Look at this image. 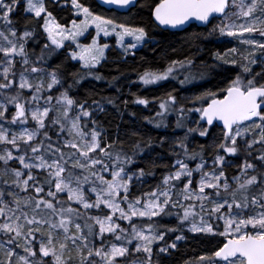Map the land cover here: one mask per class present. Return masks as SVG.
<instances>
[{"label":"snow or ice","instance_id":"6c2138e0","mask_svg":"<svg viewBox=\"0 0 264 264\" xmlns=\"http://www.w3.org/2000/svg\"><path fill=\"white\" fill-rule=\"evenodd\" d=\"M49 2L54 7L70 2L82 20L73 19L67 28L57 22L46 0H23L22 10L39 21L50 41L37 52L28 47L29 41L41 43L36 27L26 24L18 35L13 26L12 14L22 0H0V264H161L186 239L185 231L224 238L214 251L198 257L199 264H264V0H98L113 13L146 8L164 31L186 30L198 22L204 39L230 37L247 46L240 60L230 58L238 52L235 47L213 54L219 64L211 67L238 68L225 86L205 88L189 98L192 106L187 108L169 92L155 117L145 118L153 127L167 129L166 117L175 112L172 131L183 130L182 137H162L157 143L132 130L127 135L136 139L130 151L120 133L109 141L95 118L82 124V118L105 111L104 103L86 107V100L78 102L69 91L89 77L105 79L96 71L109 47L99 43L101 33L117 38L125 59L135 55L134 49L149 44L155 49L157 44L144 26L117 23L80 0ZM93 26L91 44H80L77 38ZM126 38L131 42L126 44ZM66 40L79 48L70 58L83 71L73 72L65 88L61 66L49 61ZM193 63L191 56L173 59L163 70L139 73L138 82L157 85L176 79L174 73L184 68L189 71L182 84L197 75L204 80L207 74L193 72ZM117 79L109 83L119 94ZM56 86L57 91L64 88L58 96L52 93ZM133 95V104L148 107L147 98ZM104 99L120 107L116 99ZM29 120L34 127L27 126ZM193 135L205 138L198 149L189 147ZM166 141V151L176 157L172 170L149 190L145 185L155 177V168L168 167L157 162L162 157L154 151ZM206 147L212 151L208 168ZM230 158L240 163L234 165ZM191 160H198L194 168L186 162ZM12 161L20 167H9ZM138 162L147 167L133 169ZM231 167L238 170L229 177ZM172 216L175 226L165 223ZM169 233H176L170 241L165 239Z\"/></svg>","mask_w":264,"mask_h":264},{"label":"trees","instance_id":"16d2710c","mask_svg":"<svg viewBox=\"0 0 264 264\" xmlns=\"http://www.w3.org/2000/svg\"><path fill=\"white\" fill-rule=\"evenodd\" d=\"M81 3L89 6L90 9L98 14L105 16L106 18H112L117 23H124L131 26H144L148 32L149 37L157 44L155 49L152 46L145 45L139 50L134 51L135 55H128L125 59L121 51L118 50L116 41L114 39L109 40L110 49L106 53V60L103 61L96 71H99L103 76L104 80L96 81L91 77L84 79L78 86L70 89L69 95L76 98L78 102L87 101L86 107L92 105L93 101H100L105 105V111L96 113L88 118H82V124L84 120H91L95 118L97 120L98 126L104 129L107 134L109 141L116 139V133H120L121 139L125 141L123 147L126 151H130L129 145L136 139V137H130L127 134L132 130L138 129L145 136H151L154 142H159L162 137H168L169 139L173 137H182L184 135L183 130L177 129L172 131L177 121V114L175 112L167 115L166 123L168 128L165 129L155 128L151 124L146 122V117L154 118L159 109V103L161 99L167 98V94L171 92L177 97L178 104H182L184 107H191L189 103V98L199 94L207 89L213 91L219 89L226 85V82L233 78L237 72L238 68L233 66H228V68L211 67V65L219 64L218 61L214 59L213 54L219 52L223 47L224 43L220 37L216 38H202L205 34L204 28H198L194 25L190 26L187 30L183 32H169L163 31L158 28L153 22L152 17L148 14L146 8L136 9L131 14H119L113 13L111 11H106L99 7L94 0H80ZM147 3H151L152 0H146ZM46 6L50 11L53 12L58 23L68 27L71 21L74 19L72 14V9L70 5L65 3L61 7H54L49 0H46ZM23 0L21 6H18L16 11L12 14L14 19V27L17 29L18 34L23 31L25 25L29 28L36 27L37 36H39L41 43L33 44L29 41L28 47L35 48L39 52L42 43L46 41V34L42 32V28L39 27V21L32 18V15L26 14L23 10ZM43 17H41V20ZM92 36V33L89 37ZM201 37V38H197ZM87 41V39H86ZM222 41V42H221ZM54 47V46H53ZM199 49V51H198ZM73 47L71 44H67L63 49L57 50V55L52 57L49 64L55 66H61V73L64 79L65 88L67 85L72 83L73 77L72 73L77 71H83L80 69L79 64L74 62L70 58V53ZM191 56L194 60L192 65V71L195 73H206V78L200 80L199 76L195 81L188 84H182L181 81L185 79L188 74L189 69H177L174 75L176 79H170L164 81L157 85H151L144 87L138 82V74L145 70H163L167 67L168 63L173 59L182 60ZM16 70H20V65H16ZM112 77H118L115 81V85L119 86L121 92L118 94L116 86H110V81ZM136 81V83H133ZM56 86L52 89V93L56 96L63 91L64 88L57 89ZM48 93H45L47 95ZM139 95L143 98H147L150 103L147 108L143 105H136L132 103L135 98L133 95ZM24 95L27 97L28 94L25 92ZM111 97L116 99L119 108H114L111 104H107L104 98ZM127 100L129 103L127 106L122 104V101ZM55 104V100H53ZM27 107V105H26ZM9 111H12L10 107ZM135 113V115H132ZM52 114L50 113V116ZM198 115V114H193ZM15 130L16 126H12ZM93 125L88 123V128H92ZM55 140L54 133H50ZM66 135V133L62 134ZM205 138L199 136H191L189 138L190 149H198L199 145L204 142ZM167 141L165 142V147L155 148V153H158L162 159H158V163L166 164L168 167H156L155 177L148 178L149 183L145 185V188L151 190V186L159 183L160 179L168 171L172 170L171 165L175 160V156L170 155L166 151ZM205 159L208 163L212 161V151L210 147H206L204 151ZM190 166L196 165L198 160L186 161ZM240 160L234 158V165L239 164ZM15 165V164H12ZM133 169L137 167L146 168L147 165L144 162H138L131 165ZM236 167H231L226 170V173L231 177L235 172H237ZM135 190V189H133ZM159 219V218H157ZM123 223V222H122ZM166 224L175 226V217H168L165 220ZM176 233H169L166 235V240L174 239ZM186 239L184 241L177 242V249L168 258H162L161 264H185V262H190V264H199L198 257L203 254H208L214 251L217 246L223 241V237H211L205 235L191 234L187 231L184 232ZM163 243V242H161ZM154 246V251H155Z\"/></svg>","mask_w":264,"mask_h":264},{"label":"rangeland","instance_id":"374dc122","mask_svg":"<svg viewBox=\"0 0 264 264\" xmlns=\"http://www.w3.org/2000/svg\"><path fill=\"white\" fill-rule=\"evenodd\" d=\"M67 4L70 5V7H71L70 2H68ZM71 9H72V8H71ZM26 14H29V13H26ZM72 14H73L74 19L77 20L78 23L80 22V20H82V17H78V16L75 15V11H74V10H72ZM29 15H31V14H29ZM237 22H239V21H237ZM67 28H71V23H70V25H69ZM91 33H92V36L89 37V35H90ZM18 35H19V34H18ZM257 35H258V34H257ZM95 36H96V33H95V27L93 26V27H90V28L87 30V32H85L82 36H79V37L77 38V41H78L80 44L88 45V44H91L92 39H94ZM220 38H221V40H222L224 43H225V42H226V43L223 45V47L220 49L219 52L224 53V52H226L229 48H231V47H235V48L238 49V52H237V54H235V55L230 54V58H234V59L240 60V57H241L242 54H244V49H245L247 46L240 44L239 41H238L236 38H230V37H220ZM86 39H87V41H86ZM110 39H114V40L116 41V44H117V48H118V50L122 52V49L118 46L117 38H116L115 36H108V37H105V36H103V34L101 33L100 38H99V43H100V44L107 43V44L109 45V40H110ZM222 41H221V42H222ZM49 42H50V41H49ZM129 42H131V38H126L125 43L127 44V43H129ZM67 44H71V45H72V47H73L72 52H73V51L79 52V48H77V47H76V44L73 43L71 40H66V41H64V46L67 45ZM108 49H110V45H109ZM108 49H106V51H105V56H106V53H107ZM139 49H140V48H137V49H134L133 51H136V50H139ZM259 52H260V50L257 51V55H259ZM70 54H71V53H70ZM17 59H18V58H17ZM73 61H74V60H73ZM74 62L80 63V62H78V61H74ZM102 62H103V61H102ZM240 62H243V61L241 60ZM228 66H231V65H230V64H229V65H219L217 69H219V68H228ZM257 67H258V66H257ZM253 70L255 71L256 68L254 67ZM193 72H194V71H193ZM163 82H164V81H163ZM161 83H162V82H161ZM159 84H160V83H159ZM25 92L29 95V93H28L27 91H25ZM40 104H41V106H43V101H42V100L40 101ZM28 106H29V105H27V107H28ZM32 106H34V105H32ZM27 126H28V127H34L35 125H34V122H32L31 120H29V124H28ZM230 159H232L233 162H234V158H230ZM12 164H15V165H12ZM210 165H211V163H208V165H206V168H208ZM195 166H196V165H194V166H190V165H189V167H192V168H194ZM9 167H17V168H19L20 166H19L15 161H12V162H10ZM0 168H3V164H2V163H0ZM226 174H227V173H226ZM197 178H198V173H194V177H193L194 185H195V180H196ZM8 179H11V177L9 176ZM0 186H2V181H0ZM21 195H24V193H21ZM189 233H190V232H189ZM191 234H194V233H191ZM198 235H203V234H198ZM17 251H21V250L17 249ZM21 254H23V253L21 252ZM46 259H50V258H46Z\"/></svg>","mask_w":264,"mask_h":264},{"label":"water","instance_id":"95a60500","mask_svg":"<svg viewBox=\"0 0 264 264\" xmlns=\"http://www.w3.org/2000/svg\"><path fill=\"white\" fill-rule=\"evenodd\" d=\"M96 3H97V5H98V0H94ZM99 6V5H98ZM106 7L107 6H105V7H101V8H103L104 10L106 9ZM117 13H120L121 14V12H117ZM192 25H194V26H196V27H198V28H204L203 26H201V25H199V23L198 22H195V23H190V25H186L185 26V29L187 30L190 26H192ZM158 28H160L161 30H163V28H162V26L161 27H158ZM164 31V30H163ZM169 32H183V31H185L184 29H170V30H168Z\"/></svg>","mask_w":264,"mask_h":264}]
</instances>
